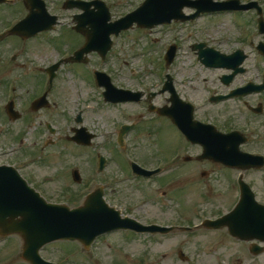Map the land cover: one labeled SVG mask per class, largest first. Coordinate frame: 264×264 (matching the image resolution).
<instances>
[{
	"label": "rangeland",
	"instance_id": "rangeland-1",
	"mask_svg": "<svg viewBox=\"0 0 264 264\" xmlns=\"http://www.w3.org/2000/svg\"><path fill=\"white\" fill-rule=\"evenodd\" d=\"M46 1L50 12L61 17L62 25L50 35V45L31 44L26 49L28 51L20 56L18 64L30 60L33 66L47 67L80 43L76 35L66 30L72 14L76 11L63 10L62 5L65 0ZM105 1L110 4L113 21L125 16L142 2V0ZM14 2L17 6L15 8L13 5L0 8V32L26 14L24 0H14ZM259 3L264 6V0H260ZM21 11L23 12L20 14ZM252 19L251 13L239 19L229 14L204 16L193 23H172L167 28L153 32L141 29L127 31L114 40L115 44L107 64H102L98 57L92 56V63L87 64L89 69L77 65H65L61 68L49 96L51 102L60 104V110L57 112L54 111V107L51 110H49L50 107L39 112H33L30 108L31 102L42 96L48 89V76L47 82L42 74L38 76V81L36 75H29V78L23 81V73L0 72V86L3 84L0 88V127L4 131L0 137V163H14L20 169L26 166L25 173H22L36 190L40 191L49 202L66 204L71 208L81 206L87 194L97 187H108L106 190L109 204L131 217V202L144 199L146 194L144 193L146 185L138 186L128 181L130 173L126 168L128 163L125 159L126 156L127 160L130 157L128 147L131 143V134L125 137L124 147L117 143L121 126L131 124V104L118 106L106 104L102 96L103 90L96 86L94 79L90 80V74L93 78L92 71L110 69L108 73L114 72L113 78L117 86L126 89H131L132 86L133 89L147 90L157 86L161 81L163 86L166 75L170 73L175 78L176 87L181 96L194 101L196 97L192 98L190 95L200 96L205 95L206 91H219V79L222 73L216 70L206 71L199 63L196 54L192 52L194 51L191 45L193 43L207 41L210 46L219 48L224 53H231L237 48H242L249 54L247 67H264L262 57L260 58L257 51L249 47L251 40H255L256 44L260 41L257 21L254 22ZM14 43H16L15 40L11 38L5 45L8 59L11 57L9 55L11 50L15 48ZM172 44L180 47L174 63L168 67L164 55ZM101 66L103 68H98ZM254 75H257L255 71ZM249 76L250 74L243 79ZM6 83L8 88L4 87ZM16 83L19 87L15 86L17 90L14 91L12 89ZM21 84H23L22 89H20ZM10 98L17 99V108L24 115L23 119L16 123H11L4 111L5 104ZM203 102L206 103L204 100ZM156 103L159 104V99ZM201 103L202 101L199 104ZM230 103L236 110L237 102ZM217 111L222 112L221 109ZM78 112H84L83 125L87 127L88 135L91 137L95 135L89 147L78 146L71 141V138H68L74 135L70 129L72 126H77L75 118ZM48 126L55 128L56 133L51 134ZM168 130L169 138H173L180 144L179 146H186L169 125ZM155 131V139H136L134 144L141 154H146L148 148L155 150L152 146L161 144V131L158 128ZM174 146L175 144L171 143V147ZM16 149L19 151L15 155L4 157L1 155V152L7 153V150ZM174 149L175 147L166 150L168 156L175 152ZM183 152L189 154L187 150ZM99 154L104 155L110 163L104 174L97 172ZM27 157L34 158L35 163L23 160ZM75 168L80 170L83 177V183L80 185L75 184L72 178V171ZM262 177H254L249 181H253L252 185L255 187L259 200L264 203V178ZM185 184L186 182L183 183L184 192L178 204V209L182 210V216L174 211L175 209H170L168 213L156 211L152 216L159 217L165 224L179 221L183 225L198 226L203 219L200 215L197 216V211L194 212L196 194L199 193L195 191V186L189 187ZM131 186L134 190L132 195ZM168 200L171 201L170 198ZM168 204L175 206L170 202ZM194 231L141 236L130 232L109 234L99 239L95 249L89 251L93 259L80 251L84 249L82 246L73 242H56L47 247L44 254L46 258L54 262L61 261V264H217L216 259H220L218 264H231L230 255L235 254V263L238 256L243 255L241 246L233 242L226 241L227 245L224 248L222 244H217L216 236L207 230L196 228ZM21 244V239L17 236L9 237L6 243L0 245V262L18 264L17 253L21 251ZM220 247L222 249L214 251ZM181 250L189 257L188 261L180 260L179 251ZM9 260L10 263H8ZM239 264H264V254L255 260L242 259Z\"/></svg>",
	"mask_w": 264,
	"mask_h": 264
},
{
	"label": "flooded vegetation",
	"instance_id": "flooded-vegetation-1",
	"mask_svg": "<svg viewBox=\"0 0 264 264\" xmlns=\"http://www.w3.org/2000/svg\"><path fill=\"white\" fill-rule=\"evenodd\" d=\"M67 25V30L76 35L80 40L79 45L71 51L70 54H72L82 46L84 38L74 31L71 19ZM47 35L48 34L43 33L28 40L10 36L0 42V72L6 74L23 73L24 75L22 78L25 80L29 78L28 76L30 74H39V70L40 72L42 70V73H44L45 68L33 66L30 60L21 64H18V62L28 45L35 42L41 36L45 37ZM11 38L15 40L16 43L13 44L15 48L11 50L9 54L11 57L8 59L5 45L7 44V40ZM74 65L84 66L82 64ZM258 70H261V68H258ZM262 72H264V70ZM257 76L258 79H260V74ZM237 80L238 78L233 81V87L227 88L220 83L219 91H206L205 95L190 96H192V98L193 96L197 98L193 101L197 104L203 100L209 101V98L212 96L227 94L231 88L243 86L239 85ZM258 82L261 83V80ZM162 84L163 81L157 84V86L144 91V95L140 102L131 103V158L143 168L148 170H160V172L151 179H145L135 176L131 169V181L138 186L146 185L144 199L131 202V218H141L146 224H152L154 220L159 221V217L152 216V214L156 213V211L159 213H168L171 211L168 202L175 204L174 207L176 208L184 192V182H186L185 186H195V191L199 193L196 194V204L194 206V212L197 211V216L200 215V217H206L208 219L221 218L230 213L239 200L240 191L238 180L242 174H244V180L251 186L253 181L250 182L249 179L259 177V175H256L258 171L255 170L242 173L237 169H233L219 162V155L215 150H225L226 147L220 146L217 148L215 143L216 132L228 134L232 131H240L246 137V143L242 145L241 150H264V91L251 94L245 98L232 100L237 102V105L239 103L237 109L234 110V116H231V101H227L228 107L224 106L220 108L222 112L217 111L213 106L205 102L198 104L195 107V119L204 125H210L207 129L211 130V135L204 134L202 142L192 144L184 139L179 133V130L167 117L160 116L155 112L154 107L167 108L169 106V94L162 91ZM174 84L177 94L181 96V93L176 87V83ZM223 89L226 91L223 92ZM181 98L183 97L181 96ZM157 99H159V104L156 103ZM168 125L176 131L178 137L186 144L185 147L179 146L180 144L175 142L173 138L168 137ZM156 128L161 131V144L152 146L155 150H149L150 148H148V154L146 151V154H141L136 150L134 144L136 139H155ZM212 133L214 136H212ZM171 143L175 144V152L171 156H168L166 150L174 148L171 147ZM203 143L207 146V156L204 154L205 145H203ZM183 150H187L189 154H184ZM263 178L264 177H262V179ZM133 191L131 186V195ZM168 198H170L171 201L168 200ZM212 234L216 236L217 244H222L224 248L227 245L226 241L241 246L243 255L240 257L238 256L236 263L234 260L235 254L230 255V258L232 257L231 264L240 263L242 259L245 258L250 257L252 260H255L258 257L250 251V248L258 247L259 244H248L234 239L229 235L227 228L212 231ZM218 249H222V247L216 248L214 251ZM219 260L220 259H216L218 263L220 262Z\"/></svg>",
	"mask_w": 264,
	"mask_h": 264
},
{
	"label": "water",
	"instance_id": "water-1",
	"mask_svg": "<svg viewBox=\"0 0 264 264\" xmlns=\"http://www.w3.org/2000/svg\"><path fill=\"white\" fill-rule=\"evenodd\" d=\"M3 0H0V2ZM25 4L30 14L17 26L10 34L20 35L28 38L39 32L51 30L58 23V17L51 16L48 13L46 4L43 0H25ZM235 2L231 3H213L212 1L202 0L195 2L192 7L198 9V13L193 17L204 12L218 10L234 9ZM183 0H147L137 11L129 14L127 17L109 23L111 15L109 9L102 1H74L68 0L64 6L65 9L79 8L85 13L76 17L78 25L76 30L83 33L86 38L84 48L78 54L82 56L85 53L98 51L103 57L111 49V35L118 36L121 31L127 30L136 23L139 27H154L158 24L170 23L173 19H184L182 9ZM95 7L94 9H91ZM89 26L91 30L86 29ZM264 26L261 24L260 29L263 31ZM176 53V48H172L167 59L172 62ZM207 60L211 57L206 56ZM58 65L51 69V78ZM98 82L100 85L106 83V77L98 73ZM117 93L114 90L106 94L107 98H115ZM41 99L34 103L33 107L38 110L44 106L39 103ZM11 115V113H10ZM12 116V115H11ZM17 116H12L16 120ZM126 128L125 130H128ZM231 165H242L246 162L239 150H231ZM104 160H102V163ZM102 193L98 191L89 197L86 206L71 210L63 205H53L46 203L37 193L31 189L26 182L12 168L0 167V230L2 235L20 234L25 241L24 258L32 264L45 263L40 255V249L56 240H79L86 247H89L95 238L106 232L114 231L121 228H131L138 232L148 231L141 229V225L126 218L121 219L120 213L109 208L102 199ZM264 210V208H263ZM238 210L233 217L238 218ZM264 217L260 214L256 220L258 225L251 224L252 218L242 216L245 219L244 226H236L231 222L229 217L220 220L221 225H229L232 235L240 237L243 240H253L256 238L264 242ZM241 218V215L239 219ZM209 222L206 225H213ZM220 225V226H221ZM237 227V228H236ZM168 232L169 229H161Z\"/></svg>",
	"mask_w": 264,
	"mask_h": 264
}]
</instances>
